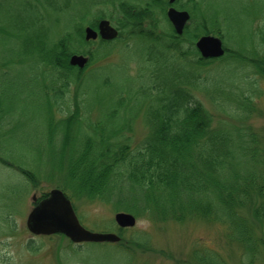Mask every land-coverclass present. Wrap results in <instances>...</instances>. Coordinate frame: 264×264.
Wrapping results in <instances>:
<instances>
[{"label": "trees", "instance_id": "obj_1", "mask_svg": "<svg viewBox=\"0 0 264 264\" xmlns=\"http://www.w3.org/2000/svg\"><path fill=\"white\" fill-rule=\"evenodd\" d=\"M200 2L176 0L181 8L190 7L194 15L179 35L166 17L168 0H19L16 36L24 38L30 31L33 46L9 47L0 54V65L6 64L13 71L18 66L33 65L37 71L34 75L38 76L32 77L36 86L44 80L40 86L50 93V97L45 96L46 108L50 98L60 111H64L62 100L78 75L83 79L82 94L91 92L87 87L92 83L94 92L105 98L110 93L108 87L116 88L114 104L103 111L102 105L100 118L92 119L85 114L89 113L85 105L84 114L80 115L76 105L74 110L67 109V116L47 120L45 128H42L44 119L39 126L35 124L38 127L34 125L49 145L38 146L40 155H45L50 147L46 157L59 162V171H63L61 178L53 179L56 186L71 197L112 202L115 210L138 216L147 214L154 221L170 218L219 221L226 228L228 242L241 246L243 264H256L264 255V232L259 230V224H264V146L261 148L258 140L250 137L245 125L239 132L230 126L214 128L212 113L190 89L197 87L199 78L190 66H202L212 60L200 56L194 40L214 31L229 34L230 27L229 20L223 24L214 8L205 7L199 16ZM54 10L61 12L65 25L50 46H40L42 38L35 34V24ZM104 17L116 21L122 30L120 37L115 41H86L84 24L96 25ZM125 38L147 42L150 52L146 67L153 73L149 75L153 84L142 80L141 92L131 100L124 89L116 87L114 75L111 78L109 71L98 69L90 74L69 64L70 55L87 49L88 44H94L88 53L96 59L109 52L111 55L118 47L117 42ZM241 54L238 48L230 51L233 58ZM249 60L256 70L264 73V55ZM11 70L1 76L0 124L5 119H14V108L24 112L30 100L25 94L28 75L18 77ZM4 75L9 78H3ZM123 80L124 77L119 82ZM214 85L209 83L204 88L217 97H235L231 90H219ZM141 111H146L149 134L142 144L133 147L127 131L132 130L134 118L127 113ZM77 118L80 119L77 131H72ZM70 140L72 145L68 143ZM252 141L255 143L251 144ZM7 163L38 186L41 175L35 169ZM222 174L230 177L224 180ZM45 196L46 193L42 197ZM250 203L255 207L252 215L244 211ZM190 254V264H231L213 248H196Z\"/></svg>", "mask_w": 264, "mask_h": 264}, {"label": "rangeland", "instance_id": "obj_2", "mask_svg": "<svg viewBox=\"0 0 264 264\" xmlns=\"http://www.w3.org/2000/svg\"><path fill=\"white\" fill-rule=\"evenodd\" d=\"M18 3L19 0H0V53L2 54L11 46H33L30 31L26 32L24 38L18 39L16 36ZM203 3L219 13L223 24H226L224 20H229L230 33L224 39L225 44L238 47L242 54L238 59L229 58L218 64L214 62L201 66L204 68L200 69L203 83L206 82V78H210L209 83H214L216 89L231 90L235 97H217L209 94L203 87L190 89L212 113L214 128L230 126L233 131L239 132V128L243 129L246 126L250 137H253V140L257 139L262 148L264 146V73L256 70L257 68L246 60L255 57L258 52L264 54V43L256 32L264 26V0H203ZM39 7L41 14L42 4ZM198 12L202 10L199 8ZM64 25L59 10H54L52 14L39 20L35 24V34L42 38L40 46H50L53 38L55 40L59 38ZM137 41L125 38L123 42H117L118 47L111 55L109 52L96 59L91 57L85 73L92 74V71L98 69L109 71L111 78L114 75L112 80L118 85L116 87L124 89V94L130 96V100L135 98V95L141 92L144 78L147 79L145 83L153 84L149 78V75H153L152 70L146 67L149 58L148 49L143 43L138 46L141 40L138 43ZM89 47L93 48L94 44H88L87 49L76 52L88 53ZM6 68H8L6 64L0 65L1 85H3L1 76ZM34 68L33 65L24 68L18 66L14 70L19 74L18 77L28 75L25 81L29 87L25 88V94L30 100L24 112L14 108L12 112L14 119H5L3 124H0V153L2 157L15 164L35 169L42 178L39 177L36 187L19 170L8 167V163L0 158V264H190V252L196 248H213L226 256L231 264L244 263L241 246L236 242H228L226 228L219 221L196 218L154 221L147 214H142L137 215L138 222L135 227L121 230L115 221L118 210L114 209L112 202L94 201L86 196L72 197L80 222L95 232H121L124 236L122 243L87 242L79 245L63 234L33 235L26 225L28 213L34 206L32 195L35 192L41 195L50 191L56 186L53 179L61 178L63 172L59 171L61 168L59 162L56 163L55 160L46 157L50 147L45 155H40L38 146H47V142L38 135L35 124L39 126L44 119L42 128H45L48 121L52 122V118L59 120L67 116L69 112L67 109L74 110L76 105L80 109V115L84 114L85 105V109L89 112L85 114L97 119L101 117L99 108L103 105V111L104 108L113 105L116 97L115 86L108 87L110 93L106 98L103 95L98 96L94 92V83L87 87L88 90L91 89L89 94L85 92L82 94L83 79L78 75L62 100L64 111H60L59 106L50 98L47 100L49 105L46 108L45 96L50 97V95L43 86H40L44 80L40 81L39 87L36 86V81L32 78L38 77L34 75L37 72ZM42 68L48 69L44 66ZM14 71L11 70L12 73ZM38 72L41 76L42 70ZM122 77L124 80L120 83ZM3 78L9 77L4 75ZM200 85L205 86L202 83ZM240 101L244 103L243 106ZM127 114L135 119L132 130L127 131L132 137L131 145L138 146L148 135L145 113L142 111ZM78 118L71 126L72 131H77L80 121ZM51 128H54L53 124ZM68 143L72 145L73 141L70 140ZM254 143L255 141L251 142ZM52 173L54 176L50 175ZM220 177L226 180L230 176L222 174ZM254 197L259 198L257 195ZM254 210L255 207L250 203L244 211L252 215ZM259 230L264 232V224H259ZM256 264H264V255L257 259Z\"/></svg>", "mask_w": 264, "mask_h": 264}, {"label": "water", "instance_id": "obj_3", "mask_svg": "<svg viewBox=\"0 0 264 264\" xmlns=\"http://www.w3.org/2000/svg\"><path fill=\"white\" fill-rule=\"evenodd\" d=\"M174 1V0H171ZM168 16L174 24L176 30L181 33L190 14L188 11H180L171 7ZM101 35L104 39H111L118 35V31L113 27L108 19H102L98 30L93 27L86 28V39L97 38ZM197 46L201 53L206 56H220L225 52L222 40L213 35H204L197 41ZM88 62V57L83 54H73L70 63L84 67ZM33 200H37V195H33ZM117 223L121 227H130L136 224V217L132 213L118 212L115 215ZM27 226L35 234L51 235L54 233H64L75 242H118L121 237L114 232H94L85 228L78 219L71 200L65 193L55 188L50 195L42 199L29 213Z\"/></svg>", "mask_w": 264, "mask_h": 264}]
</instances>
